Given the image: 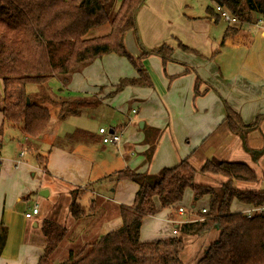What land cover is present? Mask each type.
<instances>
[{
    "label": "crops",
    "instance_id": "obj_1",
    "mask_svg": "<svg viewBox=\"0 0 264 264\" xmlns=\"http://www.w3.org/2000/svg\"><path fill=\"white\" fill-rule=\"evenodd\" d=\"M207 2V5L201 3L203 10L199 11L200 13H188L184 16L180 10L182 6L185 12L186 9H194L189 8L191 4L187 3V0H148L138 13V26L142 41L146 45L143 47L153 50L169 44L173 53L167 73L173 77L185 75L180 77L181 80H176L170 90H166L167 84L161 82V98L147 88L150 89L149 95L142 96L144 108L143 120L140 122V130L145 134L141 136L137 129H134L132 136L135 141L130 142L126 151L119 150L121 144H127V141H123L125 134L122 127L109 130L122 136L121 143L115 145L121 156L113 163H104L103 154L99 159L102 164L95 162L94 152H108L106 147L95 149L89 144L90 141L57 145L58 139L66 137L58 135L51 138L45 155H42L38 145L40 141L28 138L20 127L4 123L3 114L0 113V264H38L44 255L46 243L42 232L43 223L52 220L60 224L59 217L69 214L73 196H77L76 201L86 216L97 212L104 217L105 223L99 226V232L107 234L120 229L123 222L119 217L118 208L133 204L138 185L130 180H118V173L131 170L129 155L136 154L140 159L142 157V165L148 164L144 156L150 146V143L145 142L148 132L150 141L158 144L155 156L145 169L137 168L133 171L155 175L157 172H150L153 161L156 163L153 165L155 168L163 170L175 167L189 156L191 164L199 170L204 162L217 158L225 162L245 163L256 172L257 182H236L237 188L264 190V27L242 25L241 22L231 25L221 17H212L208 15L207 9L215 8L216 5L211 0ZM259 18L260 15H255L254 21ZM175 39L181 40L180 42L190 50L185 53ZM163 42L165 43L162 44ZM143 63L150 76L154 71L159 75V79L161 78L157 59L147 58ZM191 70L200 81L199 85L197 80L194 81L195 75L190 73ZM77 76L78 73L73 75L72 80H79ZM197 85V92L203 97L195 99L193 110L187 103L192 99V87L195 91ZM9 97L7 104L15 102L16 91L12 90ZM95 97L96 104L100 103L99 96ZM0 103L1 107L6 104L3 95H0ZM226 107H230L247 125L260 119V128L257 130H260L262 135H256L257 130L251 131L245 142L247 144L248 139L249 149L260 152L257 159L253 152L246 150L240 136L229 130L226 124ZM80 114L77 116H81ZM180 126H184L183 133ZM165 129L168 133H175L176 139L170 144L166 143L163 149L165 141L162 138ZM7 130L23 134L22 144L19 143L18 135L10 136L6 134ZM257 136L260 141L254 145L253 141ZM42 139L43 137L34 140ZM100 139L102 142V138ZM31 140L33 143L29 146ZM16 141L21 147L26 146V151L19 153L16 143L17 152L10 156L8 145ZM83 143H88L85 144L87 147H83ZM219 150L223 157L221 159L216 157ZM27 155L31 158L26 159ZM39 157L46 158V161L42 162ZM193 159H197V164H194ZM198 175L202 174L197 173L195 182ZM223 178L224 182L226 179ZM188 190L183 200L176 205L178 210L183 208L185 211L189 209L200 212L208 209V196L202 199L205 204L198 208L199 200ZM41 191H48V196H41ZM61 197L64 201L59 202ZM156 205L160 207L158 201ZM234 205L237 209L233 208ZM34 206L39 207L38 215L27 219L26 213L31 212ZM252 206L235 200L231 210L245 214ZM172 210L166 208L160 211L159 214L163 217L157 214L144 218L140 241L148 243L176 238L174 231L179 223L176 224L171 218ZM75 222L78 223L76 220ZM86 231L91 233L92 230L87 228Z\"/></svg>",
    "mask_w": 264,
    "mask_h": 264
},
{
    "label": "trees",
    "instance_id": "obj_2",
    "mask_svg": "<svg viewBox=\"0 0 264 264\" xmlns=\"http://www.w3.org/2000/svg\"><path fill=\"white\" fill-rule=\"evenodd\" d=\"M116 1L0 0V81L4 86V99L12 90L16 91L15 102L0 106L4 123L20 127L28 138L40 139L51 125L52 114L47 106L34 98L55 100L59 105L58 116L63 120L77 116L89 106H95V99L88 98L59 101L50 87V81L57 79L66 87L73 75L109 54L128 58L138 72L136 77L121 78L116 86L117 93L127 87H153L141 58L155 55L166 64L171 61L173 48L164 44L157 49H144L140 59H134L126 49L125 37L130 31L137 33L136 16L146 0H122L120 5ZM211 1L223 7L242 25L252 23L255 15L264 16V0ZM207 13L220 17L215 8H208ZM103 27H108L105 34L88 36ZM180 47L184 51L190 50L182 44ZM30 86L36 87V96L28 92ZM197 89L198 85L195 92ZM27 99L30 100L29 104ZM226 111L229 130L240 136L246 150L253 152L257 159L260 152L250 150L245 142L251 131L260 128V119L247 125L230 107H226ZM149 136L150 133H146L145 142L150 146L144 153L148 164L158 146L150 141ZM94 139L96 137L91 133L76 130L62 141L73 145L78 141ZM59 140L56 141L57 145H66ZM39 158L46 161L44 157ZM197 173L220 175L226 180L217 187L204 186L195 182ZM118 180H130L138 185L133 204L118 208L122 227L93 239L91 233L85 230L81 234L84 238L79 241V244L83 243L82 249L77 252L71 249L68 259L56 264H184L179 257L181 238L170 239L167 244L163 241L143 243L140 232L144 218L156 216L166 208H172L173 213L178 211L176 205L183 200L188 189L196 200L206 196L210 200L207 211L199 212L203 221L184 223L179 227L181 234L194 236L212 229L218 231V239L195 264H264V214L248 217L231 210L235 200L253 206L264 204V190L236 187V182L258 181L256 172L245 163L213 158L197 170L189 156L175 167L165 168L158 174L127 170L118 173ZM70 211L76 221H86V214L75 197ZM42 232L46 243L44 255L38 264H55L56 252L64 239L72 234L67 227L51 220L43 223Z\"/></svg>",
    "mask_w": 264,
    "mask_h": 264
},
{
    "label": "rangeland",
    "instance_id": "obj_3",
    "mask_svg": "<svg viewBox=\"0 0 264 264\" xmlns=\"http://www.w3.org/2000/svg\"><path fill=\"white\" fill-rule=\"evenodd\" d=\"M198 2H195V0H187V3L191 4V7L189 8H194L192 9H186V12L184 11V6L181 7L180 10H182V13L184 14H196L197 12L200 13L199 11L203 10V7L201 3H205L206 5L208 4V0H196ZM122 0H117L116 3L117 5H120ZM148 0H146V3ZM187 4V5H189ZM147 5V4H146ZM143 7V6H142ZM140 8V10L142 9ZM139 10V12H140ZM138 12V13H139ZM137 13V15H138ZM136 22H137V33L130 31L126 34L125 37V43H126V49L128 53L133 56L134 59H140V56L143 52V50H151L144 48V45L139 26H138V21H137V16H136ZM168 24V22H166ZM162 30V27H160L159 31ZM108 31V27H103L97 30L92 31L88 36L93 37V36H100L105 34ZM170 40L172 39L169 38ZM174 41L177 42V44L180 47V44H182L180 41L175 39ZM163 42L162 44H164ZM169 45V44H167ZM183 45V44H182ZM160 47V46H159ZM181 48V47H180ZM182 49V48H181ZM184 51V50H183ZM187 53V51H184ZM147 58H155L158 60V63L160 64V72H161V78L159 79V75H157L153 71V75L151 74L150 78L153 82V87L150 88L153 90L154 94L158 97H162V94L159 92V89L161 88V82H164L167 84L166 90H170L173 87V84L178 80L181 76H170L167 71L168 68L167 66L171 63L168 62L166 64L163 63V60L155 55L147 56L144 58H141V62L144 66L143 61ZM175 64H178V62L172 61ZM86 68L78 73L79 80H71L70 84L67 85L66 87L62 86L61 83L57 79H52L50 81V87L54 91V94L57 95L59 101H62L63 99L67 97H73V98H88V99H95V96H99L100 98V103L96 104L95 106H89L85 109L82 110L81 116H71L68 117L67 119H60L59 118V105H57V102L55 100H43L39 98H34L35 101L39 102L40 104L47 106L52 114V122L48 130L43 136L42 140H34L33 141H40L38 143L39 147L41 148V154L45 155L46 153V148L49 146V142L51 138L55 135H58L60 137L67 136L68 134H72L76 130H85L89 131L93 134H95L96 139L93 141L95 143H92L93 141H90L89 144L93 146V148L98 149L99 147H106L108 152H94V157H95V162L98 165H101L102 162L99 160L101 158V155H104V163H113L117 157H120L118 147L113 145V144H103L101 142V135L99 134V128L102 126L108 131L111 128H120L123 130L125 136H123V141H127V144H121L119 147V150L121 152H124L127 150L130 142L135 141L134 136H132V132L134 129H137L139 134L144 135L145 133L140 130V122L143 120L142 119V112H143V95H149V90L147 88H125L121 92H116V86L121 78H133V76H137L138 72L137 69L133 66L132 62L123 56H119L116 54H109L104 56L101 59H98L93 63V65L88 66L87 70ZM85 71V72H84ZM186 73V72H185ZM191 74H194V71L191 70ZM150 75V74H149ZM187 76V74H186ZM157 77V79H155ZM74 79V78H73ZM180 78L179 80H181ZM198 81L197 76L195 75L194 81ZM198 81V85H199ZM3 89L4 86L2 85V82L0 81V95H3ZM99 90V91H98ZM36 87L30 86L28 87V92L30 94L35 95L36 93ZM104 91V93H102ZM99 93H102L99 94ZM10 94L5 97V103L9 101L10 99ZM36 96V95H35ZM203 97L197 94V92L194 91V87H192V99L190 102H188V107L190 109L194 108V103L195 99L197 100L198 98ZM146 98V97H145ZM1 105V103H0ZM194 110V109H193ZM135 111V113H133ZM137 112V113H136ZM186 119V118H184ZM9 125V124H8ZM10 126V125H9ZM171 127V125L169 126ZM184 127V126H183ZM183 127L180 126L181 132L183 133ZM6 128V125L4 126ZM256 135H262L260 130H257ZM6 134L10 136H17L19 137V143L22 144L23 142V134L18 133L17 131H11L7 130ZM176 139V134L173 132L168 133V131L165 129L164 136L162 140L165 141L163 149H165V145L170 144L172 140L175 141ZM32 140L29 142V146L33 143ZM49 140V141H48ZM63 140V139H62ZM59 140V141H62ZM260 141V138L257 136V138L253 141L258 143ZM54 142V139L52 140ZM63 142V141H62ZM16 142H11L8 146H10L9 150V155L12 156L13 152L15 153L16 151ZM64 144H67L63 142ZM162 143V142H161ZM88 143H83L81 144L83 147H87ZM247 146L248 145V139H247ZM26 146L21 147L17 143V149L18 152L20 153L22 150L26 151ZM121 148V149H120ZM221 150L218 152V158L221 159L222 155L220 153ZM17 152V151H16ZM45 152V153H44ZM122 154V153H121ZM31 156L27 155L26 159ZM223 158V157H222ZM128 160L130 161V169L131 170H136L137 168L143 170L147 167L148 164L142 165L143 160L142 157L140 159V156L138 155H129ZM194 160V159H193ZM31 161V160H30ZM42 161V160H41ZM197 161V159H196ZM196 161L194 164H197ZM43 162V161H42ZM42 162H40V165H42ZM192 163V160H190ZM155 161L152 162L151 164V169L150 172L158 174L160 172L158 167H154ZM156 165V163H155ZM141 166V167H140ZM197 166V165H195ZM159 170V172H158ZM197 184L204 185V186H220L222 184L224 178L223 176L220 175H214V174H202L198 175L197 178ZM108 183H111L108 181ZM113 187V186H112ZM189 191V190H188ZM77 198V196H73ZM206 198V197H204ZM202 198V199H204ZM200 199L197 202L198 208H201L204 204L205 201ZM59 202L64 201L62 200V197L59 198ZM194 201H196L194 199ZM196 203V202H195ZM63 205V202L61 203ZM46 206V205H44ZM186 208L187 205H184ZM234 209H237V206H233ZM159 214V213H158ZM164 214V213H163ZM173 216L171 217L174 221H176V224L178 226L176 227L179 234L176 238L173 239H182V249L180 250L179 257L181 260L184 262V264H195L203 255L206 249L210 247L212 243H214L218 239V232L217 230H208L204 231L199 235H194V236H184L180 234V229L181 225H183L187 221H195V220H202L199 211H189V209H186V214L180 215L179 210L174 212L172 214ZM89 217V218H88ZM159 217H163L162 214H159ZM57 218V217H56ZM89 219V220H87ZM177 219V220H176ZM75 218L72 216V213L70 211V206H69V214L66 215H61L58 219V222L60 225L67 227L69 232L72 234L67 236L63 243L61 244L59 250L55 254L54 258V263H61L66 261L68 259V254L69 251L72 249L74 252H77L82 249V244H79V241L84 238L81 234L89 228L91 231V239L93 238H98L102 234L99 232V226L102 225V223H105V219L102 215L100 214H95L94 213H89L86 216V221H80L76 224ZM93 220V221H92ZM52 221V220H51ZM178 221V222H177ZM54 222V221H53ZM211 231V232H210ZM167 240V239H166ZM170 241H163V243L167 244ZM201 256V257H200Z\"/></svg>",
    "mask_w": 264,
    "mask_h": 264
},
{
    "label": "built area",
    "instance_id": "obj_4",
    "mask_svg": "<svg viewBox=\"0 0 264 264\" xmlns=\"http://www.w3.org/2000/svg\"><path fill=\"white\" fill-rule=\"evenodd\" d=\"M215 10L216 12L219 14V16L227 23L231 24V25H235V24H240V21L237 20L236 18L232 17L228 11H226L223 7L216 5L215 6ZM252 24L254 27H264V16L260 15V18L253 21ZM99 134L101 135L102 138V143L103 144H113V145H119L122 141V136L120 134H116L114 132H110L105 128H100L99 129ZM23 155V154H22ZM207 211V209H203L202 212L205 213ZM39 213V207L38 206H34L31 210V212L26 213L25 217L27 219H31L34 215H38ZM179 213L180 215H184L186 214V211L183 208L179 209ZM255 214H264V204L260 205V206H252L249 210H247L245 212V215H247L248 217H251ZM200 221H203L200 220ZM187 222H192V221H187ZM186 223V222H185ZM174 234L176 236H178L179 232L178 230L174 231Z\"/></svg>",
    "mask_w": 264,
    "mask_h": 264
},
{
    "label": "water",
    "instance_id": "obj_5",
    "mask_svg": "<svg viewBox=\"0 0 264 264\" xmlns=\"http://www.w3.org/2000/svg\"><path fill=\"white\" fill-rule=\"evenodd\" d=\"M30 103V100L29 99H27V104H29ZM143 126V124L141 123V127ZM48 191H41L40 192V195L41 196H44V197H47L48 196Z\"/></svg>",
    "mask_w": 264,
    "mask_h": 264
}]
</instances>
